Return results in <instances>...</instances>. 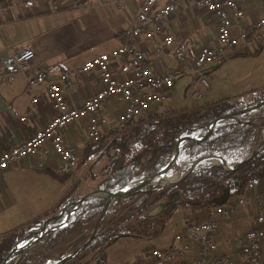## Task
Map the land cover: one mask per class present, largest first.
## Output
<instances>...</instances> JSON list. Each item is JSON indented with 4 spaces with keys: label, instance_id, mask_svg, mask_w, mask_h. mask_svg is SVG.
Segmentation results:
<instances>
[{
    "label": "crops",
    "instance_id": "0c3cea01",
    "mask_svg": "<svg viewBox=\"0 0 264 264\" xmlns=\"http://www.w3.org/2000/svg\"><path fill=\"white\" fill-rule=\"evenodd\" d=\"M142 1L0 0V155L13 146L23 144L52 121L57 111L51 100L43 98L38 104H33V99L45 93L46 85L59 81L63 73L118 48L125 33L133 26ZM236 1L244 11V20L236 26L238 29L264 15V0ZM165 33L175 38L174 44L170 47L164 45L162 36L153 40L144 38L136 40V45L144 51L157 72H167L176 68L179 65V53L195 58L202 47L215 46L217 43L212 14L198 8L195 0H179L176 13L165 23ZM28 45L35 52L29 69L16 75L6 74L3 68L5 56L9 51L17 52ZM159 47L163 48L161 54L156 52ZM234 58L264 60V43L239 51L227 62L211 69L208 78L210 79L221 66ZM39 69L47 72V82L44 87L30 94L27 91L29 78ZM114 70L118 71L121 78L125 77L127 65L116 64ZM189 78L192 81L191 77ZM98 88L99 72L94 71L73 79L69 84H63V93L70 106L80 107L96 94ZM263 88L264 85L253 90L245 99H226L231 103L247 104L259 97V90ZM210 89L211 85L209 88L201 86L206 96L205 101L210 100L203 105L225 99L216 100L217 94ZM250 97L251 100L247 101ZM170 105L169 102V107ZM120 108L121 103L116 99L108 104L103 115L114 120ZM255 115L252 113L238 118L242 120L244 117L248 120L250 117H258ZM23 118L26 119L22 120ZM64 138L79 159L92 143L88 135L87 120L69 126L64 131ZM61 166L62 162L55 152L50 146H46L39 156L23 158L0 175V236L28 228L37 219L42 222L41 233L48 235L56 228L51 227L54 220L61 216L66 218L75 212V204L78 201L74 202L75 185L73 186L72 180L62 183L54 179L50 173L58 172ZM262 193L264 179L253 182L246 188L241 196L244 198L242 206H233L231 219L221 221L215 255H229L242 263L241 238L255 224L259 212L256 196ZM74 206L75 209L68 212V209ZM208 212V208L180 210L172 217L159 238L146 240L147 246H141L137 251H133L131 258H126L127 254H130L128 251L121 253L119 249H113L110 254L107 252L129 238L119 240L105 250L107 259L109 258L108 264H128L135 261L138 253L151 247H170L177 243L175 238L182 230L187 217L206 221L209 218ZM30 247L28 248L31 249Z\"/></svg>",
    "mask_w": 264,
    "mask_h": 264
},
{
    "label": "built area",
    "instance_id": "2783aa9c",
    "mask_svg": "<svg viewBox=\"0 0 264 264\" xmlns=\"http://www.w3.org/2000/svg\"><path fill=\"white\" fill-rule=\"evenodd\" d=\"M162 1H142L133 26L125 33L118 48L63 73L59 81L46 86L47 72L43 69H39L29 78L27 91L30 94L45 86V93L36 96L33 104L48 98L57 114L43 130L23 144L13 146L0 155V175L23 158L39 156L46 146H50L62 162L58 173L76 174L78 158L64 138V131L69 126L87 120L90 141L92 143L108 141L129 124L145 119L164 108L173 95L176 84L184 77L192 79L185 92L186 99L199 104L204 98L201 86L209 88L211 85L208 78L211 69L227 62L229 58L249 46L264 43V15L238 29L236 26L244 20V11L238 1L195 0L198 8L212 14L216 27V45L202 47L195 58L179 53V65L176 68L167 72H157L151 60L136 45V40L141 38L153 40L162 36L165 46L170 47L174 44V36L165 33V23L176 13L179 0H169L166 3ZM156 52L161 54L163 48H157ZM34 58L35 52L30 45L17 52L9 51L3 60L4 71L8 75L25 72ZM119 63L127 65L126 76L122 78L118 71L114 70V65ZM94 71L99 72V88L96 94L80 107L70 106L63 93V84H69L73 79ZM116 99L120 101L121 108L117 117L110 120L103 115V111ZM263 117L258 116L257 119L262 120ZM257 119L249 122L256 123ZM256 200L259 203V212L255 224L241 238L242 263L229 255H215L221 221L231 219L233 206H242L244 198L240 196L223 205L208 208L209 218L206 221L187 217L182 230L175 238L177 243L168 248L151 247L138 253L135 261L128 264H264V193L257 195ZM161 212L162 209L158 206L148 211L146 216L156 217ZM69 219L68 215L63 220L62 227ZM33 239L25 244L37 242ZM89 258L90 264H108L103 250L91 253Z\"/></svg>",
    "mask_w": 264,
    "mask_h": 264
},
{
    "label": "trees",
    "instance_id": "16d2710c",
    "mask_svg": "<svg viewBox=\"0 0 264 264\" xmlns=\"http://www.w3.org/2000/svg\"><path fill=\"white\" fill-rule=\"evenodd\" d=\"M259 94V97L247 104L231 103L225 98L216 103L199 106V108L156 112L145 119L129 124L125 129L115 133L108 141L91 143L78 159V170L94 156H106L110 163L107 167L106 178L99 190L117 191L137 181L139 173L144 169L143 179L160 172L170 160L179 137L186 131L196 136H203L206 129H201V127L208 126L216 118L263 102L264 88L259 90ZM262 109L264 110V106ZM257 111L259 110L249 114H256ZM263 139L264 119L256 124L248 120L244 122L222 121L205 140L182 150L181 159L188 162L183 173L194 162L210 156H221L229 165L239 164L260 146ZM50 173L54 179L62 183L69 181L73 175L51 171ZM262 179H264V146L250 161L236 170L230 171L214 163H203L177 185L157 191L150 189L144 193H132L119 198L115 201L118 206L117 210L113 213L108 212L91 244L65 264H86L82 261L89 257L92 251L103 250L105 252L121 239H157L164 233L172 217L180 210H200L223 205L242 196L250 184ZM177 192L180 194L178 202L156 217L146 216L152 206L169 200ZM74 202L76 203L77 200ZM104 204L103 197L86 200L70 215L65 227L43 235L38 242L42 243L44 252L39 257L40 259L35 258L36 261L24 254L27 247L14 254L12 252L16 246L23 244L26 240L41 236L42 222L39 219L28 228L1 235L0 264L8 258H10L9 261L19 258L17 264H45L51 258V252L71 236L73 231H80L78 239L73 242L72 246L73 249L79 248L90 238ZM74 209L75 206L69 208L68 212ZM125 209H130L131 212L121 214ZM63 220L64 216L59 217L51 223V227H57ZM84 224L88 225L84 226ZM108 225H110L109 228Z\"/></svg>",
    "mask_w": 264,
    "mask_h": 264
},
{
    "label": "rangeland",
    "instance_id": "374dc122",
    "mask_svg": "<svg viewBox=\"0 0 264 264\" xmlns=\"http://www.w3.org/2000/svg\"><path fill=\"white\" fill-rule=\"evenodd\" d=\"M235 59L236 58L232 59L229 63H226L223 66H221L220 69L217 71V73L215 72L210 77V81H211V89L210 90L217 94L216 98H215L216 100H220L222 98H229L231 100L245 99L248 95L251 94V92L253 90H256L257 88L264 85V60H261V59H259V60H251V59L241 60L240 58L236 59V60ZM190 81L191 80L189 77H184V78L180 79L178 81V83L176 84L173 95L166 102V105L164 106V108H162L160 111L164 112L167 110H181V109L193 108V107L199 108V106H202L204 104V102L210 101V100L205 101L206 96L204 93H203L204 98L199 104H196L192 101L190 102V100H187L186 96H185L186 95L185 92L190 85ZM251 98L252 97L248 98L247 101H250ZM169 102L171 103L170 107H169ZM236 103H238V102H236ZM239 104H240V102H239ZM261 110L257 111L256 115L255 114L254 115L255 116H261V117L264 116V110L263 109H261ZM252 119H257V117L250 118V119H248V121L252 120ZM229 120H231V119H229ZM242 120L246 121V119L244 117H242ZM260 121L261 120L257 119L256 123H260ZM184 135H188V136L192 137L193 139L201 137V135L196 136L193 133L192 134L189 133V131H186L184 133ZM186 146H188V145H186ZM109 163H110V161L106 158V156H100V157L94 156L93 158H91L88 161V163L81 166L80 167L81 169L79 168V170L77 171L76 174L72 175V178L70 180H72L71 182H73V186L75 185V188H74L75 189V197H76L75 200L80 201L81 199H84L91 194H95L94 197H103L104 196V194L101 193L102 191L99 190L100 189L99 187H100L101 183L106 178V174L108 171L107 167H108ZM187 163L188 162L186 160H183L180 158V165L182 166V168H184ZM231 166H233V165H231ZM179 171H180V169L175 170L170 175H177V177H179L180 175L183 174V172H181L179 174L178 173ZM144 176H145V169L139 173L138 180L135 181L134 183L142 181ZM158 206H159V204L152 206V209H150V210H154ZM117 208H118V206H117L116 202L114 201V202H112L108 212L113 213L117 210ZM150 210H148V211H150ZM125 212L129 213V212H131V210L130 209L122 210L121 214L125 213ZM64 220H65V217H64ZM86 223H88V222H86ZM87 225L88 224H86V226ZM109 227H110V225H108V228ZM79 232L80 231H78V232L73 231L71 236H69L67 239H65L62 242V244H60L58 247H56L51 252V258L45 264H59L60 260L65 255H67L71 251H74L75 249L72 248V246L74 244L73 242H75L78 239V233ZM32 238H34V237H32ZM29 240H26L23 244H20L18 246H23ZM145 241L146 240L136 239V238L125 239V240L121 241L120 243H118L114 248H111L110 251L108 250L107 252L110 254V252L113 249H119L121 251V253L128 251L127 253H130V254H127L126 258H131L132 255L134 254L133 251H137L139 249V247H141V246L142 247L147 246V243ZM30 248L31 249H29V248L26 249L24 251V254L31 256V258H33L32 260H34V261L37 260L35 258L41 257L42 252H44V247H43L42 243H40V241L39 242L38 241L32 242ZM22 250H24V249H22ZM93 252L94 251H92L91 253H93ZM89 257H87L82 262L83 263L85 262L86 264H90V258ZM17 260H19V258H17L16 260L12 259L7 264H17L16 263ZM70 264H73V263H70Z\"/></svg>",
    "mask_w": 264,
    "mask_h": 264
},
{
    "label": "water",
    "instance_id": "95a60500",
    "mask_svg": "<svg viewBox=\"0 0 264 264\" xmlns=\"http://www.w3.org/2000/svg\"><path fill=\"white\" fill-rule=\"evenodd\" d=\"M197 80H198V78L195 79V82H197ZM263 106H264V101L261 102L260 104H257V105H254V106H250L248 108H245V109H243L241 111H237V112L225 114V115H222V116L216 118L208 126L201 127V129H203V128L206 129V132L203 134V136H201L199 138H196V139L195 138L193 139L192 137L189 136L190 140H188V142L184 146H180V142H181V139L184 136V134L181 135L179 137V139H178L177 144L174 147L172 156H171L170 160L168 161V163L166 164V166L160 172H158L157 174L144 178L142 180L144 183H143V185L141 187L134 188L133 187V184L134 183H133V184L124 186V187L120 188L117 191H113V192L102 191L101 193L104 194L103 198L105 199L104 208H103L102 213L100 214L98 220L96 221V223L93 226V229H92V233H91L90 238L85 242V244H83L79 248H77L74 251H71L70 253H68L67 255H65L60 260L59 264H65L67 261H69L70 259H72L73 257H75L79 252H81L82 250H84L85 248H87L91 244V242L94 240V238L96 237L97 233L99 232V226H100L101 222L103 221V219L107 216L108 210H109L112 202L116 201L117 199L122 198V197L127 196V195L132 194V193H138V192H143L144 193V192L149 191L150 189L157 191L159 189H163V188L171 187L173 185H177L180 182H182L186 177H188L193 170H195L196 168L200 167L201 164H203V163H214V164L220 165V166L224 167L225 169L231 171V170L238 169L241 165H243L246 162L250 161V159L254 155H256V153H258L261 150V148L264 146V139H263L262 143L260 144V146H258L257 148H255L253 150V152L248 156V158L246 160L240 162L239 164H236V165L231 166L221 156L205 157V158H203V159H201V160H199L197 162H194L188 168V170L186 172H184L182 175H180L176 179L169 180L170 179L169 175L173 171L180 169V158H181L182 150L187 147L186 145L189 146V145H192L194 143H198L200 141L205 140L212 132L215 131L217 125L220 122L226 121V120H229V119H231V120H238V117L239 116L249 114V113H251L253 111H256V110H261ZM261 119H264V117L261 118ZM239 122H243V121H240L239 120ZM250 122L253 123V121H250ZM186 136H188V135H186ZM176 149H178V154H177V156H174V151ZM181 172H183L182 168L180 169V171L178 173L180 174ZM156 176H162V177H164V180L162 182H159L158 184H153L152 183V180ZM165 177H167V178H165ZM142 181H140V182H142ZM94 195L95 194H91V195L87 196L86 198L81 199L80 201H78L77 204H76V209L79 208L86 200L94 197ZM179 199H180V194H179V192H177L169 200L160 203L159 204V207L162 209V211H164L168 207H170L172 204L178 202ZM69 218H70V215H69ZM59 228H62V223L59 224L54 229H59ZM43 235H44V233H41V236L34 237V239L31 238L30 240L33 239V241L34 240L35 241H38ZM29 245H30V243L25 244V246L27 247V249H28V247L31 246V245L30 246ZM25 246H22V247L16 246L14 248V250H13L12 253L13 254L16 253L18 250H20V248H24ZM9 259L10 258L6 259L3 264H7V262L9 261Z\"/></svg>",
    "mask_w": 264,
    "mask_h": 264
},
{
    "label": "bare ground",
    "instance_id": "6f19581e",
    "mask_svg": "<svg viewBox=\"0 0 264 264\" xmlns=\"http://www.w3.org/2000/svg\"><path fill=\"white\" fill-rule=\"evenodd\" d=\"M188 140H190L189 136H184V137H182L181 142H180V146H184V145L188 142ZM177 154H178V149H176V150L174 151V156H177ZM169 177H170L169 180H174V179L177 178V175H169ZM165 178H167V177H165ZM163 180H164V177H162V176H156V177L152 180V183H153V184H158L159 182H162ZM143 183H144L143 181H142V182L134 183V184H133V187H134V188H139V187H141V186L143 185Z\"/></svg>",
    "mask_w": 264,
    "mask_h": 264
}]
</instances>
